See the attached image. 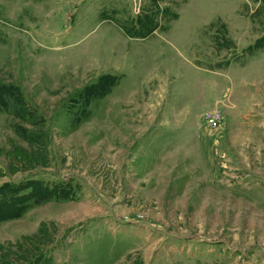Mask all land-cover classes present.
Segmentation results:
<instances>
[{"label": "rangeland", "instance_id": "1", "mask_svg": "<svg viewBox=\"0 0 264 264\" xmlns=\"http://www.w3.org/2000/svg\"><path fill=\"white\" fill-rule=\"evenodd\" d=\"M16 186L0 264H264V0H0Z\"/></svg>", "mask_w": 264, "mask_h": 264}, {"label": "trees", "instance_id": "2", "mask_svg": "<svg viewBox=\"0 0 264 264\" xmlns=\"http://www.w3.org/2000/svg\"><path fill=\"white\" fill-rule=\"evenodd\" d=\"M256 47L257 48H261L262 46L258 45ZM10 89H11V91L7 92ZM7 91L2 93V94H4L5 98H7V99L13 98L15 100H17L18 98L21 99V93H19L17 89L9 88ZM30 188L34 189V186H31ZM3 189L0 190V198L4 197L5 199L0 200V204H5V205H7V204H12V205L13 204H19L18 202L22 201L23 205L27 204L26 206H28V204L31 203V200H33V198H38L37 196H39V195H36L33 191L30 194H28V195H24L23 192L27 188H22V187H17V186L13 187L14 191L11 194H9V195L3 193L6 190V189L5 190H3ZM45 191H47V189ZM63 193L65 194V192H63ZM21 194H23V195H21ZM69 194H68V196H69ZM51 196H52V198H61L62 197L61 196V191L59 190V191L51 192L50 195H48V200L50 199ZM25 200H27V201H25ZM18 209H19V207H18ZM19 210H21V209H19Z\"/></svg>", "mask_w": 264, "mask_h": 264}, {"label": "built area", "instance_id": "3", "mask_svg": "<svg viewBox=\"0 0 264 264\" xmlns=\"http://www.w3.org/2000/svg\"><path fill=\"white\" fill-rule=\"evenodd\" d=\"M215 112V113H214ZM215 114H220V112L219 111H212V112H210V113H208V117H213V115H215ZM213 121H214V123H219L216 119H214V117H213ZM217 124H215V125H217Z\"/></svg>", "mask_w": 264, "mask_h": 264}]
</instances>
